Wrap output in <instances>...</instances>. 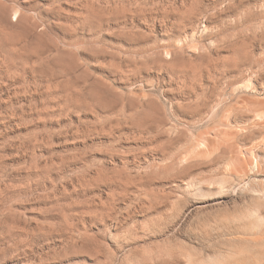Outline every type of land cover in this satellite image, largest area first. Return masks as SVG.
<instances>
[{
  "label": "rangeland",
  "instance_id": "1",
  "mask_svg": "<svg viewBox=\"0 0 264 264\" xmlns=\"http://www.w3.org/2000/svg\"><path fill=\"white\" fill-rule=\"evenodd\" d=\"M0 264H264V0H0Z\"/></svg>",
  "mask_w": 264,
  "mask_h": 264
}]
</instances>
